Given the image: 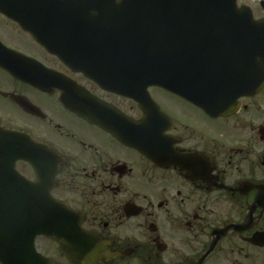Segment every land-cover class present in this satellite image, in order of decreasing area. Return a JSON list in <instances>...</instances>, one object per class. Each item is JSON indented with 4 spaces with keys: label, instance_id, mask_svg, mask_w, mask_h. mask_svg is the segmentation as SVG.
Wrapping results in <instances>:
<instances>
[{
    "label": "flooded vegetation",
    "instance_id": "obj_1",
    "mask_svg": "<svg viewBox=\"0 0 264 264\" xmlns=\"http://www.w3.org/2000/svg\"><path fill=\"white\" fill-rule=\"evenodd\" d=\"M109 7L0 0V128L38 147L28 189L100 243L91 264H264V85L249 91L237 39L219 37L222 64H190L173 36L189 28L171 19L169 57L145 59ZM251 11L264 21V0ZM15 168L38 181L28 162ZM35 246L75 264L62 240Z\"/></svg>",
    "mask_w": 264,
    "mask_h": 264
},
{
    "label": "water",
    "instance_id": "obj_2",
    "mask_svg": "<svg viewBox=\"0 0 264 264\" xmlns=\"http://www.w3.org/2000/svg\"><path fill=\"white\" fill-rule=\"evenodd\" d=\"M159 1L162 4V20L154 18L153 20L144 21L143 18H153L151 14H143L145 11V7L142 5L144 0H120V5L113 9L122 18L125 17V29L128 39L133 42L151 45V49L148 52H152V55H149V59L165 60L169 57L167 52V47L169 46V39L167 37L169 31L167 24L169 12H191V15H194L191 17L196 21L195 26L198 30L194 35H192L193 33L190 30V43L195 44L194 38L199 40L200 36L215 35L217 27L222 26L223 31H226L225 33L237 39V58L242 59L241 54L245 53L248 47L247 73L256 77L253 80L255 85L260 87L264 84V21H253L250 11L246 7L237 8L236 0ZM227 12H237V14L226 16ZM20 21L24 28L34 33L30 25L23 23V19H20ZM231 21L232 24L230 23ZM34 34L39 38L36 33ZM40 41L44 45H49L43 40ZM152 46L157 47V50ZM207 48L214 50L202 49L191 45L186 50V59L192 64L194 61L200 60L203 55L208 58V53L211 52L209 53V58L212 57L213 60L215 59V63L222 64L220 60L216 59L215 45L212 44V47L209 46ZM195 54H200V57H197L198 55ZM160 67L161 65L159 64L158 68ZM207 106L204 107L209 108ZM30 146L32 145L20 135L0 130V163H7L8 167H10L11 163L15 164L19 159H27V148H30ZM7 159L8 161H6ZM13 176L15 187L20 188L28 185L17 175L14 168ZM25 194H27L26 191ZM37 197H40V194H37ZM0 198H2L0 199V204H2L0 206V264H54L37 254L34 248L35 237L43 234L42 229L44 225L42 221L44 217L41 215L42 210L50 213L53 221H57V218L62 220V224L58 227L59 232H54L53 230L56 228L52 225L48 226L49 228L47 227V229H51V235H64L63 248L67 249L72 260L82 264L88 260L79 254L81 251L76 247V244L87 240V237L83 236V238H80L75 236H81L82 234L76 231L77 226L74 227L69 225L70 222L66 223L63 221L70 219L66 214H55L39 205V208L32 207L28 209L24 207L23 191L13 194L14 205L12 209L6 207V194H0ZM59 210L56 207V213ZM72 224L74 225V223Z\"/></svg>",
    "mask_w": 264,
    "mask_h": 264
},
{
    "label": "rangeland",
    "instance_id": "obj_3",
    "mask_svg": "<svg viewBox=\"0 0 264 264\" xmlns=\"http://www.w3.org/2000/svg\"><path fill=\"white\" fill-rule=\"evenodd\" d=\"M246 4H248L249 6H251V8L254 6H256L257 2L259 0H244Z\"/></svg>",
    "mask_w": 264,
    "mask_h": 264
}]
</instances>
